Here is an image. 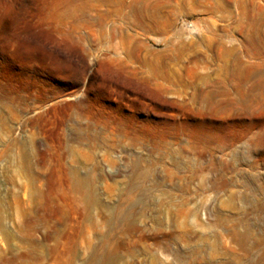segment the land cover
<instances>
[{
  "label": "rangeland",
  "instance_id": "374dc122",
  "mask_svg": "<svg viewBox=\"0 0 264 264\" xmlns=\"http://www.w3.org/2000/svg\"><path fill=\"white\" fill-rule=\"evenodd\" d=\"M0 264H264V0H0Z\"/></svg>",
  "mask_w": 264,
  "mask_h": 264
}]
</instances>
